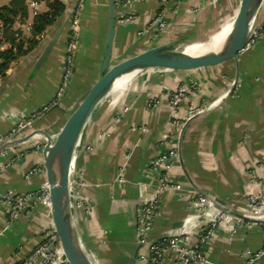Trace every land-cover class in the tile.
Masks as SVG:
<instances>
[{
  "label": "crops",
  "instance_id": "obj_1",
  "mask_svg": "<svg viewBox=\"0 0 264 264\" xmlns=\"http://www.w3.org/2000/svg\"><path fill=\"white\" fill-rule=\"evenodd\" d=\"M11 1L0 0V7ZM41 1L39 14L48 10L47 0ZM55 1L65 7L63 15L44 32L39 46L11 63L0 80V142L19 118L40 110L58 89L67 18L75 0ZM115 1L111 58L118 61L173 40L179 41V47L208 41L217 28L232 21L240 0H170L162 32L148 30L159 9L157 0ZM129 16L128 23H121ZM25 17L33 20L28 7ZM257 17V23L264 19V0ZM80 22L74 69L59 100L62 110L45 113L32 128L46 129L52 136L98 75L108 26L105 0H85ZM61 28L47 59L36 69L43 50ZM5 38L0 50L11 48ZM238 61L237 75L232 62L195 74L139 72L123 89L109 90L94 107L78 142L80 154L74 166L86 174L83 195L91 210L87 215L73 208L72 215L83 249L95 264H131L129 257L137 245L135 207L153 198L158 188L157 175L147 171L148 164L169 147L175 154L168 178L180 189L161 192L150 241L181 234L191 247L206 222L205 211L216 215L224 207L249 217L247 196H264V29L256 44L239 53ZM183 86L187 92L173 110L165 95ZM153 98L157 102L149 110ZM142 126L147 133L141 132ZM163 136H169L164 144ZM42 144L41 138H32L0 153V195L6 191L25 195L46 182L44 173L25 178L32 167L43 166ZM87 146L89 152L84 151ZM12 159L14 164L7 166ZM199 196L210 206L197 213L191 204ZM6 215L7 205L0 201V264H17L39 244L49 217L40 205L6 229ZM261 216L264 219V210ZM263 247L264 224L221 223L201 246L207 262L192 264H246ZM147 257L148 248L142 245L138 263ZM159 264H178V260L167 252ZM251 264H264V252Z\"/></svg>",
  "mask_w": 264,
  "mask_h": 264
},
{
  "label": "water",
  "instance_id": "obj_2",
  "mask_svg": "<svg viewBox=\"0 0 264 264\" xmlns=\"http://www.w3.org/2000/svg\"><path fill=\"white\" fill-rule=\"evenodd\" d=\"M262 2L263 0L239 1L237 11L229 23L230 31L225 38V45L217 52H211L201 58L192 60L182 55V50H178L179 41L173 40V42L155 46L139 54L114 61L111 57L117 26L116 1L105 0L108 26L98 75L73 109L68 111V116L59 128V132L52 136L46 129H32L36 122H31L24 125L17 135L4 139L0 143V153H2L7 149L24 144V142L32 138H41L43 140L40 153L43 156L44 174L46 182L50 186L49 196L51 199L48 217L52 220L64 260H66L67 264H95L88 258L77 235L71 205V194L74 193L75 189L71 185V179L75 171L76 157L80 154L77 150V145L83 128L95 109L94 107L109 91L110 84L119 76L125 74L132 73L134 75L139 72L152 70L170 74H195L196 72L211 70L230 62L234 64L237 75L238 55L244 49L250 32L254 27L264 24V19L257 23V15ZM61 31L62 28L43 50L42 55L35 64L36 69L41 67L47 59ZM67 89L68 87L66 91ZM53 110H62L59 106V101L49 111ZM220 211L237 216L245 221L264 224L263 220L242 217L224 207H221ZM142 245V243L137 241L135 250L129 257L131 264H138V251Z\"/></svg>",
  "mask_w": 264,
  "mask_h": 264
},
{
  "label": "built area",
  "instance_id": "obj_3",
  "mask_svg": "<svg viewBox=\"0 0 264 264\" xmlns=\"http://www.w3.org/2000/svg\"><path fill=\"white\" fill-rule=\"evenodd\" d=\"M27 7L33 17L32 21H28L23 15H17L12 19V24L9 25V30L14 33V39L18 42L21 38L28 39L32 33L34 18L39 14V9L42 4L41 0H25ZM85 0H75L72 11L70 12L67 22V38L65 47V57H64V70L63 75L58 85V89L52 101L45 104L40 110L34 112L28 117L19 118L15 123L14 127L10 130V133L4 139L17 135L24 125L34 122L35 120L43 117L50 108L58 103L66 91V86L72 76L74 69V55L77 49V37L81 26V17L84 9ZM145 1V0H138ZM159 3V9L152 19L151 24L148 26V30L155 32H162L166 28V23L163 18L168 10V3L170 0H157ZM131 17H125L121 19V23H128ZM2 29V23H0V32ZM264 29V24L259 27H254L248 36V41L244 49L249 48L259 41V38ZM1 34V33H0ZM44 38V32L37 35L35 39L37 41H42ZM5 42V41H3ZM2 42V43H3ZM243 49V50H244ZM242 50V51H243ZM159 74V71H146ZM191 89H195V85H191ZM187 92V88L178 87L173 93L166 94L168 98L169 106L173 110L177 109V105L180 99ZM157 99L153 98L152 101L148 102L147 107L152 110L156 105ZM177 125V124H176ZM141 132L143 134L148 132L146 126H142ZM169 136H163L162 143L164 144L168 140ZM2 139V141L4 140ZM101 139V137H100ZM1 141V142H2ZM0 142V143H1ZM91 150L90 146L84 148L85 152ZM167 152L159 153L154 157L148 164L147 171L156 174L158 179V188L155 191V196L151 199L141 201L135 209L136 227H135V237L137 241L146 245L148 248V257L141 259L138 264H159L163 260L165 253L169 252L178 260V264H192L194 262L206 263V257H204L201 246L205 243L213 234L214 230L219 224H239L242 223L241 219L233 217L231 214L220 211L216 215H212L205 211L203 214L206 215V222L202 224L199 229V239L197 243L191 247H187L185 243V237L181 234L169 235V237L163 238L162 240L150 241L148 238L153 223L157 218V205L159 203L161 192L173 189H180L177 184H172L168 178V170L171 167V158L175 154V150L172 147L166 149ZM15 159H12L7 166L14 164ZM44 173L43 166H34L25 174L26 180H30L34 175ZM71 179V185L74 187L75 191L72 193L71 205L72 208L81 209L85 214H89L91 206L89 201L85 198L84 191L87 189L88 185L85 181V173L81 169H75ZM264 185V181H263ZM49 184L44 182L36 191L25 193V195L16 194L12 191H6L0 195V201L6 203L7 205V215L5 228L8 229L12 226L13 222L19 216H26L35 207L42 206L46 212L49 214L51 199L49 196ZM210 204L206 198L199 196L191 204V208L199 213L204 208L209 207ZM246 206L248 207L247 212L249 217L256 220H263L261 214L264 210V196L257 197L255 195H249L246 198ZM41 241L34 248V250L27 256L23 262L17 264H33L35 260L42 261V264H67L64 260L62 250L60 247V242L55 232L52 220L49 217L48 226L41 232ZM264 252V247L262 250L256 252L249 258L246 264H251L254 260L261 257Z\"/></svg>",
  "mask_w": 264,
  "mask_h": 264
},
{
  "label": "trees",
  "instance_id": "obj_4",
  "mask_svg": "<svg viewBox=\"0 0 264 264\" xmlns=\"http://www.w3.org/2000/svg\"><path fill=\"white\" fill-rule=\"evenodd\" d=\"M47 6V11L38 14L34 18L31 38L26 40L21 38L18 42L14 39V33L9 30V25L12 24V19L15 16H25L27 14L26 1L12 0L9 5L0 7V23H2L0 44L2 38L6 37L5 39H7L11 45L10 49L0 50V80L6 76V71L9 69L11 63L18 61L22 56L39 46V42L35 37L53 26L56 23V20L64 13L65 7L58 1L47 0Z\"/></svg>",
  "mask_w": 264,
  "mask_h": 264
},
{
  "label": "bare ground",
  "instance_id": "obj_5",
  "mask_svg": "<svg viewBox=\"0 0 264 264\" xmlns=\"http://www.w3.org/2000/svg\"><path fill=\"white\" fill-rule=\"evenodd\" d=\"M230 31V25H226L210 36L207 42H195L194 44L187 45L181 51L184 57L190 58L192 60L201 58L211 52H217L225 45V38ZM212 34V33H210ZM133 74H125L119 76L115 79L109 87V90H121L128 83V79H131Z\"/></svg>",
  "mask_w": 264,
  "mask_h": 264
},
{
  "label": "rangeland",
  "instance_id": "obj_6",
  "mask_svg": "<svg viewBox=\"0 0 264 264\" xmlns=\"http://www.w3.org/2000/svg\"><path fill=\"white\" fill-rule=\"evenodd\" d=\"M202 42H207V40L206 39H203L202 40ZM185 46H187V44L185 45H180V47H179V49L178 50H183V48L185 47ZM128 80H130V79H128ZM129 82V81H128Z\"/></svg>",
  "mask_w": 264,
  "mask_h": 264
}]
</instances>
